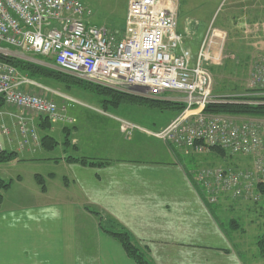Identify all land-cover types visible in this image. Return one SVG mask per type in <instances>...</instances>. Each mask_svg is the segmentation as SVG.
Here are the masks:
<instances>
[{"label": "built area", "instance_id": "2783aa9c", "mask_svg": "<svg viewBox=\"0 0 264 264\" xmlns=\"http://www.w3.org/2000/svg\"><path fill=\"white\" fill-rule=\"evenodd\" d=\"M178 7L176 0H128L124 30L118 34L90 24L91 12L79 0H0V57L33 63L32 57H40L82 81L183 104L182 114L162 131L116 121L125 136L144 132L184 155L227 159L231 166L210 165L192 173L207 205L226 198L257 203L262 199L257 189L264 184V118L237 122L205 112L207 105L234 101L235 96L212 93L210 67L222 61L227 34L209 25L192 63L178 32ZM251 68L250 84L256 89L247 95H263L264 55ZM30 87L48 91L0 59L2 104L41 117L55 116L56 104L27 91ZM20 131V140L26 143L22 122ZM9 136L0 123V156Z\"/></svg>", "mask_w": 264, "mask_h": 264}, {"label": "crops", "instance_id": "0c3cea01", "mask_svg": "<svg viewBox=\"0 0 264 264\" xmlns=\"http://www.w3.org/2000/svg\"><path fill=\"white\" fill-rule=\"evenodd\" d=\"M225 6L220 24L264 22V0H230ZM201 25L195 20L178 31L192 63L208 28ZM32 90L40 92L37 87L27 89ZM1 105L0 111L5 110L7 106ZM4 119L10 123L8 117ZM14 135L4 140L5 152L10 149L14 159L40 162L61 173L48 172L44 178L36 174L34 188L18 179L16 184L22 189L16 191L12 207L2 208V197L0 264H137L118 241L101 230L99 217L101 224L115 223L129 234L145 264H264L255 246L260 227L252 225L256 231L242 221L246 214L239 206L244 202L226 198L211 207L204 203L202 192L193 185L192 173L199 168H188L184 161L187 157L195 163L198 156L166 145L159 151L162 161H105L89 156L104 165L83 167L66 161L79 158L74 140L65 146L76 151V156L62 152L53 157L48 153L56 146L48 149L47 144L20 153L11 146ZM37 177L43 180L44 190ZM9 187L10 183L5 190Z\"/></svg>", "mask_w": 264, "mask_h": 264}, {"label": "rangeland", "instance_id": "374dc122", "mask_svg": "<svg viewBox=\"0 0 264 264\" xmlns=\"http://www.w3.org/2000/svg\"><path fill=\"white\" fill-rule=\"evenodd\" d=\"M79 1L85 4L91 12L88 20L90 24L103 27L113 33L120 34L123 32L128 0ZM176 1L178 2V0ZM179 1V32H183L184 27L188 26L189 23L194 24L195 20H197L200 24H203L201 26L207 27L212 25L213 28L224 31L227 34L222 61L210 70L213 79L212 93L217 96L233 97L241 94H250L251 91H255L256 88L250 84L249 73L251 72L253 61L257 57L264 55V22L258 25L240 23L238 21L234 24H220L227 10L225 5L230 0ZM31 60L38 61L36 63L30 62L35 64V66L45 68L46 70L58 71L48 61L43 62L35 57H32ZM39 62L43 63V65L38 64ZM71 77L68 75V78H61L59 80L42 78L39 83L48 91L45 92L42 89L40 90V88L39 93L31 91L33 94L47 97L52 101L54 100L53 102L56 104L58 112L52 118L41 117L28 111L4 106L5 110L0 111V123L10 134H15L13 138L14 143L11 146H15L20 153L32 146L40 148V146L45 145L43 139L48 136L58 143L56 148L48 153V155L53 157L61 156L62 152H65L64 155L66 156L67 154L68 156H76L78 153L79 158L90 159L89 156H100L105 161L116 158L137 161L164 160L159 151L168 142L159 141L144 132H133L131 135L125 136L116 119L125 120L144 131L158 132L166 128L178 115H181L183 109L176 114L172 110L147 108L144 102L137 100V97L140 99H145V97L135 95L132 96H135L136 99L129 101L128 103L130 104L119 103L118 105H113L114 107L106 106L103 104L104 98L102 96L88 89L85 90L76 86L79 79L75 78L74 81H71ZM79 81L87 83L90 86L105 88L88 81ZM105 89H107L106 91H113L108 88ZM170 96L175 95L169 94L167 97ZM1 104L0 102V107H2ZM223 116L231 117L233 121L237 122L253 118L246 116ZM5 117L10 119V123L6 122ZM253 119L258 118L254 117ZM20 122H22L23 128L26 130L24 135H28L26 143L20 140V135H23L20 131ZM72 140H74L77 147V153L71 147H66L71 144ZM65 141H67V144H63ZM9 152L10 149H7L6 153ZM203 160H206V162L203 163ZM184 161L187 163L186 166L192 169H198L202 164H204L203 167L210 165L223 166L225 164L231 166L227 159L226 161H222L218 157L199 156L195 163L189 162V158L185 157ZM55 171L58 174L61 173V169L52 168V166H47L40 162L20 161L17 158L9 159L8 163L1 164L0 180L10 183V187L7 190L0 188V195L3 197L2 208L6 209L14 206L17 195L16 191L22 189L21 186L16 184L18 179L22 181L23 186L34 188V176L36 174H40L44 178L48 172ZM262 199L257 203L251 200L241 201L244 203L239 206L246 214L243 217L245 219H242V221L247 225L251 224L249 226H259L261 230L260 235L264 231V207ZM230 217L234 218L235 216L231 214ZM255 226L252 227L254 228ZM254 229L257 231V227ZM253 232L247 231L250 234ZM255 246L258 250L257 244Z\"/></svg>", "mask_w": 264, "mask_h": 264}, {"label": "trees", "instance_id": "16d2710c", "mask_svg": "<svg viewBox=\"0 0 264 264\" xmlns=\"http://www.w3.org/2000/svg\"><path fill=\"white\" fill-rule=\"evenodd\" d=\"M0 59L10 66L14 67L20 74L26 76L30 80H33L35 82H40L42 78L51 79V80H59L61 78H68V74H63L59 71H52V70H46L45 68L35 66V64L16 59L11 57H0ZM38 60H45L43 58L37 57ZM52 63L51 61H49ZM71 76V75H70ZM75 77L73 76L70 78L71 81H74ZM77 80V79H76ZM80 80V79H79ZM77 81L76 86L81 87L85 90H90L92 92L97 93L99 96H102L104 98L103 104L106 106H113L120 104H130L128 103L131 100H135L136 97L132 96L130 94L126 93H120L116 91H106L107 89L101 88L98 86H90L87 83H83L81 81ZM137 100L139 102H144L147 106V108L152 109H161V110H172L175 111L176 114L181 111L184 108L183 104L179 103H173V102H167L163 100H149V99H140L137 97ZM232 100L225 102L222 104H211L207 105L205 108L206 113L210 114H221V115H229V116H246V117H255V118H264V94L259 96H248L247 94H241L238 96H235ZM253 101H257L258 104L255 103H249ZM236 101V102H235ZM239 101V102H238ZM126 102V103H125ZM114 107V106H113ZM43 142L45 145L47 144L48 149H53L55 146H57V142L50 137H45L43 139ZM67 141L63 142V144H67ZM216 152V151H215ZM13 152H3L0 156V163L2 162H8L9 159L14 158ZM66 161L77 163L83 167H101L104 165V162L96 161L93 159L88 158H73V157H67ZM37 182L40 185L41 190H44V183L43 180L40 177H37ZM8 186V183L3 182L0 180V188L5 190ZM259 193L262 195V203L264 207V184L260 185L258 187ZM2 201V195H0V206ZM97 215L96 213H94ZM98 216V215H97ZM99 217V216H98ZM100 220V228L101 230L110 236L111 238L115 239L119 242L125 253L131 260L136 262L137 264H145L146 259H144V256L142 252L133 245L131 237L129 234L116 225L115 223H111L108 225L101 224V218H98ZM257 247L259 250V255L261 258H264V231L263 233L258 237L257 239Z\"/></svg>", "mask_w": 264, "mask_h": 264}, {"label": "water", "instance_id": "95a60500", "mask_svg": "<svg viewBox=\"0 0 264 264\" xmlns=\"http://www.w3.org/2000/svg\"><path fill=\"white\" fill-rule=\"evenodd\" d=\"M36 63V62H35Z\"/></svg>", "mask_w": 264, "mask_h": 264}]
</instances>
